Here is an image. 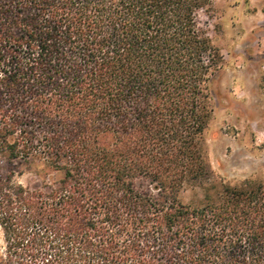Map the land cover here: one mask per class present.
<instances>
[{
  "label": "trees",
  "instance_id": "trees-1",
  "mask_svg": "<svg viewBox=\"0 0 264 264\" xmlns=\"http://www.w3.org/2000/svg\"><path fill=\"white\" fill-rule=\"evenodd\" d=\"M207 2L0 0V264H264L263 184L204 155Z\"/></svg>",
  "mask_w": 264,
  "mask_h": 264
},
{
  "label": "rangeland",
  "instance_id": "rangeland-1",
  "mask_svg": "<svg viewBox=\"0 0 264 264\" xmlns=\"http://www.w3.org/2000/svg\"><path fill=\"white\" fill-rule=\"evenodd\" d=\"M195 18L221 57L206 100V161L223 183L264 187V0H208ZM16 179L36 182L28 172ZM203 193L200 186H185L180 198L198 205ZM2 248L0 228V254Z\"/></svg>",
  "mask_w": 264,
  "mask_h": 264
}]
</instances>
